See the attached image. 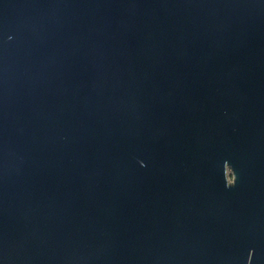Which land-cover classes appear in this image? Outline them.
Segmentation results:
<instances>
[{"label": "water", "instance_id": "95a60500", "mask_svg": "<svg viewBox=\"0 0 264 264\" xmlns=\"http://www.w3.org/2000/svg\"><path fill=\"white\" fill-rule=\"evenodd\" d=\"M0 264H264V0H0Z\"/></svg>", "mask_w": 264, "mask_h": 264}, {"label": "flooded vegetation", "instance_id": "af4514ba", "mask_svg": "<svg viewBox=\"0 0 264 264\" xmlns=\"http://www.w3.org/2000/svg\"><path fill=\"white\" fill-rule=\"evenodd\" d=\"M226 177L228 180V184L233 183V181H234L233 170L229 165L226 166Z\"/></svg>", "mask_w": 264, "mask_h": 264}]
</instances>
